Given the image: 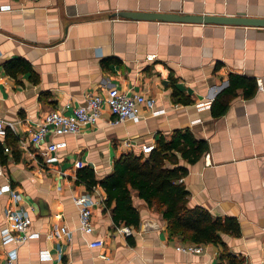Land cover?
<instances>
[{"label":"crops","instance_id":"0c3cea01","mask_svg":"<svg viewBox=\"0 0 264 264\" xmlns=\"http://www.w3.org/2000/svg\"><path fill=\"white\" fill-rule=\"evenodd\" d=\"M7 5L10 10H0V119L16 137L20 156L14 161L10 149L5 152L0 188L9 185L20 196L29 232L38 233L17 247V264H264V27L92 18L136 11L264 19V0H0V8ZM14 58L28 63L33 74H8L3 64ZM231 75L252 78L255 93L246 97L243 88L245 93L249 88L239 86L226 111L214 116L211 104ZM106 87L151 96L164 112L152 115L141 108L138 122L112 125L105 110L76 135L47 138L63 146L57 162L46 167L39 166L45 143L20 148L19 139L50 110L77 106ZM174 88L191 102H176ZM174 130H188L207 145L195 163L180 156L176 165L166 162L187 170L179 179L187 206L233 217L240 227L238 236L221 234L223 245L201 244L200 254L178 251L189 241L171 236L161 214L135 191L139 227L123 236L116 230L123 223H114V202L106 205L103 188L76 181L77 161L100 180L122 154L154 147L158 134L167 137ZM123 140L134 147L123 149ZM82 194L93 204L89 234L79 227L73 202ZM12 202L9 194H0V229ZM142 221L147 230H141ZM55 226H65L68 237L53 238ZM96 239L104 241L101 248L89 246ZM12 246L0 243V264ZM43 250L51 259L40 257Z\"/></svg>","mask_w":264,"mask_h":264},{"label":"trees","instance_id":"16d2710c","mask_svg":"<svg viewBox=\"0 0 264 264\" xmlns=\"http://www.w3.org/2000/svg\"><path fill=\"white\" fill-rule=\"evenodd\" d=\"M3 68L12 76L23 72L33 74L29 64L21 58L5 62ZM239 86L249 88L246 93L243 88L246 97L255 93L256 85L252 78L231 75L228 87L211 104L214 116H220L226 111L228 102L235 97V90ZM172 98L182 104L191 102L188 95L176 88L172 90ZM216 104L218 109H215ZM16 141L13 133L6 128L5 135L0 138V166L7 164L8 155L5 152L8 149L14 161L19 159L20 151L15 146ZM206 150V143L196 140L190 131L174 130L167 137L158 134L147 156L133 152L122 154L114 161L111 173L100 180L94 178L92 169L83 166L76 173V181L84 183L88 188L96 185L103 188L107 196L106 205L110 206L114 202L112 218L116 225L123 223L136 229L139 227V214L131 198L132 191H135L149 207H154L161 214L171 236L196 244L223 245L221 234H240L237 220L229 216L212 217L207 210L198 206L188 207V192L179 182L187 170L178 165L166 167V162L178 164L179 156L189 163H195Z\"/></svg>","mask_w":264,"mask_h":264},{"label":"built area","instance_id":"2783aa9c","mask_svg":"<svg viewBox=\"0 0 264 264\" xmlns=\"http://www.w3.org/2000/svg\"><path fill=\"white\" fill-rule=\"evenodd\" d=\"M0 10H10V6H2ZM156 100L151 96H145L139 93H129L120 90L117 87H106L99 92L89 94L84 101L77 105L66 103L62 109H52L43 116L28 137L20 138L18 143L20 148L27 149L32 146H38L45 143L41 151L39 166L46 167L57 162V150L63 146L61 143L48 140L50 137H61L64 135H76L80 126L84 124L94 125L101 118L106 110L112 118L110 124L116 125L127 120L138 122L141 119V108L150 111L152 115H159L164 112L163 109H157ZM202 107V106H200ZM70 110V113L64 111ZM5 135V126L0 119V138ZM123 149H132L133 143L129 140H123L120 143ZM153 149V145L145 144L139 149V154L147 155ZM75 168L83 167L82 161L74 164ZM1 174V171H0ZM9 194L13 201L4 208V224L0 229V243L3 245H13L5 251L4 264H17L18 250L17 247L29 239L38 237V233L29 232L31 223L28 213L18 206L20 196L9 185L0 188V194ZM73 202L79 207L78 225L81 230L87 234L93 232L92 223V200L88 194H82L73 197ZM117 232L123 236L132 234V227L121 224L116 228ZM53 238L60 239L68 237L69 233L65 226H55L50 234ZM104 245L102 239H96L89 243L91 248H101ZM176 249L186 254H200L203 252L201 244L185 242L179 244ZM58 257L62 255L61 249L57 248ZM43 259H51L52 255L48 250L40 252ZM182 264V263H177Z\"/></svg>","mask_w":264,"mask_h":264},{"label":"water","instance_id":"95a60500","mask_svg":"<svg viewBox=\"0 0 264 264\" xmlns=\"http://www.w3.org/2000/svg\"><path fill=\"white\" fill-rule=\"evenodd\" d=\"M121 17L132 20L153 21L160 20L164 22H177L188 24H218V25H243L264 27L263 18H246L243 16L227 17L214 15H190L177 13H150L136 11H118L112 13L92 15V18L100 17ZM148 226L145 221L141 223V230H147Z\"/></svg>","mask_w":264,"mask_h":264}]
</instances>
